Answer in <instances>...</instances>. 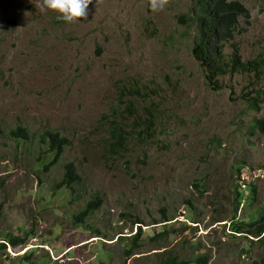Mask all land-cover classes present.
Returning <instances> with one entry per match:
<instances>
[{"label": "rangeland", "instance_id": "374dc122", "mask_svg": "<svg viewBox=\"0 0 264 264\" xmlns=\"http://www.w3.org/2000/svg\"><path fill=\"white\" fill-rule=\"evenodd\" d=\"M238 1L251 23L243 19L236 42L245 60L261 58L264 0ZM40 5L0 0V264H264V243L246 226L235 231L264 217L255 127L264 104L245 101L248 76L209 84L194 56L197 29L180 22L191 0L158 10L150 0H91L70 23ZM130 101L141 117L122 124L134 137L115 153L111 125L99 121L131 118ZM18 129L28 142L11 138ZM46 131L71 141L50 171ZM69 163L82 184L55 193ZM97 198L99 210L75 224Z\"/></svg>", "mask_w": 264, "mask_h": 264}, {"label": "trees", "instance_id": "16d2710c", "mask_svg": "<svg viewBox=\"0 0 264 264\" xmlns=\"http://www.w3.org/2000/svg\"><path fill=\"white\" fill-rule=\"evenodd\" d=\"M243 19L250 24L251 12L249 9L238 0H191L190 11L180 18L181 24L187 26L189 30H194V56L196 60L203 66L209 84L216 89H221V81L229 76L243 75L251 78L253 90L247 92L244 96L246 102L252 110L260 111L261 104H264V56L254 60H245L242 55V49L236 42L237 36L243 30ZM259 87V88H255ZM133 93L141 95V90H133ZM256 95V96H255ZM149 97V94H147ZM134 102L130 101L128 109L131 111V118H127L125 113L118 116L115 112L112 115L104 116L99 124L109 123L113 130L112 139L115 153L125 148L128 142L134 136L129 134L122 128V124L127 120L134 119L139 121L141 117L140 110L133 111ZM119 117V118H118ZM114 120H111V119ZM123 119V120H120ZM150 127L156 121V115L150 113L148 118ZM256 129L264 133V118L256 121ZM146 127L141 131L142 135L146 134ZM130 135V136H129ZM43 147L40 150L47 148L50 153H56V157L51 161L45 170L54 169L65 154L67 147L71 145V141L57 132L46 131L43 134ZM11 138L18 142H28L29 137L23 129H18L11 133ZM82 184V177L79 174L78 168L74 163H69L65 166V173L62 180L54 187V192L63 190L75 191L76 187ZM254 192V191H253ZM255 194V192H254ZM102 203L97 198L91 200L84 210H82L74 218V223L82 224L88 217L94 214L101 207ZM165 222L170 221L165 218ZM246 226L244 232L248 236H252L257 242L264 243V217H259L257 221L245 223H235V231L241 230V226ZM142 229L139 230V235ZM24 242L18 240L12 246L17 248L23 245ZM7 245H0V251H6ZM162 264H207L205 257H198L194 260H177L168 256Z\"/></svg>", "mask_w": 264, "mask_h": 264}, {"label": "clouds", "instance_id": "9594fccd", "mask_svg": "<svg viewBox=\"0 0 264 264\" xmlns=\"http://www.w3.org/2000/svg\"><path fill=\"white\" fill-rule=\"evenodd\" d=\"M91 0H41V11L53 10L57 13V19L64 22H74L79 18L87 17L88 6ZM165 0H150L152 10L162 9Z\"/></svg>", "mask_w": 264, "mask_h": 264}]
</instances>
